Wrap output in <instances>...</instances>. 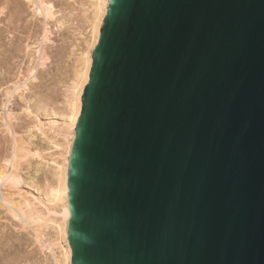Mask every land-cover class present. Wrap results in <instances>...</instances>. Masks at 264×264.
I'll return each instance as SVG.
<instances>
[{"label":"water","instance_id":"95a60500","mask_svg":"<svg viewBox=\"0 0 264 264\" xmlns=\"http://www.w3.org/2000/svg\"><path fill=\"white\" fill-rule=\"evenodd\" d=\"M68 162L70 264H264V0H108Z\"/></svg>","mask_w":264,"mask_h":264},{"label":"rangeland","instance_id":"374dc122","mask_svg":"<svg viewBox=\"0 0 264 264\" xmlns=\"http://www.w3.org/2000/svg\"><path fill=\"white\" fill-rule=\"evenodd\" d=\"M44 1L53 7L52 22L37 14L33 2L0 0V164L11 156L14 137L21 136L20 146L27 149L49 144L43 133L56 127L45 126L30 132L36 115L53 116L68 111L69 86L80 55L77 48L85 41L86 36L81 34L86 31L84 23L91 14L88 6L92 0ZM46 28L50 40L44 43ZM38 49L48 56L45 66L35 53ZM29 134L34 136L33 144L26 142ZM36 163L38 160L34 158L28 172L26 163L22 162L21 172L33 177ZM45 165L32 182L34 189L44 194L52 184V170ZM40 209L46 212L44 207ZM52 227L50 224L44 231V242L53 239ZM43 247L20 218L0 205V264H53L47 248Z\"/></svg>","mask_w":264,"mask_h":264},{"label":"bare ground","instance_id":"6f19581e","mask_svg":"<svg viewBox=\"0 0 264 264\" xmlns=\"http://www.w3.org/2000/svg\"><path fill=\"white\" fill-rule=\"evenodd\" d=\"M28 1L33 2L37 14L42 16L46 22L55 20L52 5L45 3L44 0ZM107 2L108 0H92L88 6L91 14L84 23L86 24V31L81 34V36H86L85 41L80 48H77L80 50V55L74 70V78L69 86L68 111L65 114L56 113L53 116H48V113L45 116L36 115L35 120L33 119L30 132L40 131L45 126L56 127L52 131H44L43 133L44 139L48 140L49 144L46 147L27 149L20 146L21 136L14 137L11 156L0 164V205L6 206L15 217L21 219L25 227L32 230L36 240L47 248L46 251L52 257L53 264L71 263L72 254L65 221L66 205L69 202L67 197L69 191L68 162L73 132L82 108L80 97L89 81L92 64L90 51L99 40L100 29L107 13ZM49 35L50 31L46 28L43 37L44 43L49 42ZM35 53L41 65L47 63L48 56L43 49H38ZM26 142L33 144L34 136L29 134ZM34 158L38 160L36 163L38 168L36 167L37 170L35 168L33 177L26 176L27 173L21 172V164L25 162L29 172L31 161ZM44 163H46L45 167L52 170V184L46 194L36 191L32 186V182L34 183L37 179ZM15 195H19V199L14 198ZM40 206L44 207L46 212L42 211ZM43 221L46 223L43 224ZM50 224L53 225V239L50 242H44V231L49 228Z\"/></svg>","mask_w":264,"mask_h":264}]
</instances>
